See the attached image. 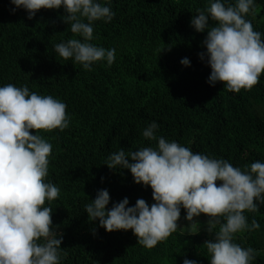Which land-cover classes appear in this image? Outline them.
<instances>
[{"label":"trees","instance_id":"16d2710c","mask_svg":"<svg viewBox=\"0 0 264 264\" xmlns=\"http://www.w3.org/2000/svg\"><path fill=\"white\" fill-rule=\"evenodd\" d=\"M234 3V0H230ZM207 0H111L115 17L96 22L94 41L115 48L116 58L85 71L54 52V45L75 37L59 10H40L29 20L10 0H0V86L27 85L30 92L51 95L67 106L69 127L41 132L53 145L47 179L60 189L53 201V226L63 234L61 264H183L184 259L209 264L204 243L207 217L188 232L177 231L148 250L131 231L107 233L90 222L85 205L107 190L113 204L138 199L154 203L152 191L136 185L127 170L107 168V158L156 147L142 132L152 123L155 135L194 153L223 158L244 169L264 162V74L251 91L230 93L221 83H208L210 68L199 59L207 33H197L192 16ZM246 19L264 34V0ZM187 58L189 67L180 61ZM35 134V133H33ZM256 213L259 230L236 235L234 242L253 248V264H264V204ZM185 215L181 210V216Z\"/></svg>","mask_w":264,"mask_h":264},{"label":"clouds","instance_id":"9594fccd","mask_svg":"<svg viewBox=\"0 0 264 264\" xmlns=\"http://www.w3.org/2000/svg\"><path fill=\"white\" fill-rule=\"evenodd\" d=\"M33 19L44 10L63 9L62 21L78 38L54 45V52L85 71L106 62L111 66L116 50L92 43L96 22L110 23L115 12L111 0H10ZM256 0H207L197 9L190 26L207 33L199 54L210 68L208 83H221L224 90L251 91L264 74V34L246 19L255 11ZM184 67L190 61H180ZM66 104L51 95L30 92L27 85L0 86V264H61L63 234L52 222L47 205L60 197V189L47 179L53 145L39 133L63 132L70 125ZM152 122L143 132L156 147L126 152L120 149L107 158L110 170L131 173L136 185L150 188L154 203L138 199L134 206L124 198L109 209L107 190L85 205L89 221H99L107 233L131 231L138 245L151 250L177 232L181 210L188 227L196 228L200 216L213 238L203 247L209 264H253L258 253L235 243L239 233L259 230L245 213H256L264 204V162L244 169L223 158L194 153L175 141L155 135ZM35 133V134H33ZM183 264H197L184 259Z\"/></svg>","mask_w":264,"mask_h":264},{"label":"rangeland","instance_id":"374dc122","mask_svg":"<svg viewBox=\"0 0 264 264\" xmlns=\"http://www.w3.org/2000/svg\"><path fill=\"white\" fill-rule=\"evenodd\" d=\"M184 216L185 215L181 216L180 220L178 221V227L180 228L178 230L181 232H188L191 227H188V222L184 219ZM198 219L204 220L202 216H200Z\"/></svg>","mask_w":264,"mask_h":264}]
</instances>
